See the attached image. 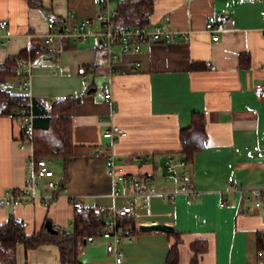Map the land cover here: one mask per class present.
Here are the masks:
<instances>
[{
  "label": "crops",
  "instance_id": "0c3cea01",
  "mask_svg": "<svg viewBox=\"0 0 264 264\" xmlns=\"http://www.w3.org/2000/svg\"><path fill=\"white\" fill-rule=\"evenodd\" d=\"M40 1L42 8L28 0H0V22H8L0 26V62L32 46L44 48L48 15L63 20L71 10L75 19L91 20L86 42L61 37L53 42L52 57L41 53L33 60L30 94L39 108L83 95L72 108L75 153L66 159L55 156L51 166L60 186L46 191L55 194L48 205L34 200L0 206V224L13 215L28 233L42 229L47 219L67 231L74 217L73 197L95 206L123 205L126 198L113 195L107 171L105 152L112 150L128 172L152 174L153 195L141 210L142 222L172 224L183 234L179 264L189 263L196 240L208 243L199 264H259L264 211L248 199V189L264 190V99L253 89L264 82V0H154L151 22L190 29V41H143L136 53L117 44L113 70L108 49L95 33L100 28L94 19L96 0ZM224 9L231 10L234 27L213 40L206 22ZM137 61L141 64L134 67ZM17 81H7L14 92ZM105 83L110 84L111 101L100 91ZM195 111L205 116L206 145L190 162V192H176L175 184L162 178L164 159L170 154L182 158L180 130ZM112 124L127 134L113 142L104 137ZM21 136L20 120L0 115V194L26 183L30 149L20 147ZM139 154L147 155V161L139 160ZM234 184L242 190H232ZM170 245L165 231H140L119 245L124 251L120 262L101 242L88 244L79 258L83 264H165ZM14 264H60L59 246L17 243Z\"/></svg>",
  "mask_w": 264,
  "mask_h": 264
},
{
  "label": "built area",
  "instance_id": "2783aa9c",
  "mask_svg": "<svg viewBox=\"0 0 264 264\" xmlns=\"http://www.w3.org/2000/svg\"><path fill=\"white\" fill-rule=\"evenodd\" d=\"M117 0H96V8L94 19L99 22L100 28L95 33L104 41L109 55V64L113 70L119 58V52L114 49L115 45L120 44L124 52H139V43L143 41L152 42H175L191 39V30H175L170 23L159 24L152 23V14L146 15L147 22L137 25L123 26L117 22V9L114 3ZM264 15V10L262 11ZM48 31L45 36V47L47 51L45 57H52L53 42L61 37H68L76 42H86L92 34L87 29L90 25V19H75L74 13L70 10L63 20L55 15L45 17ZM7 20H2L0 26L6 27ZM233 19L230 9H224L213 20L206 22L205 28L211 33L213 40H218L221 34L227 30L233 29ZM141 62L137 61L134 67L140 66ZM34 61L31 58L22 59L20 61V69L23 76L17 81L15 87L18 91L29 95L26 105L14 110L9 115L18 118L22 124V136L19 139L21 148H29L30 154L27 158L26 183L22 187L8 188L0 194V206H16L39 200L44 205H48L49 201L55 197L53 191L60 184L54 178V169L47 157L35 155L34 146V109L32 96L30 94L31 77ZM84 81H87V74H83ZM0 89L8 91L12 90L11 84L4 83ZM254 92L258 98L264 99V82H256L253 86ZM100 91L106 101L112 100V90L110 84L105 83L100 87ZM127 131L117 124H112L107 128L103 135L113 142L117 136H124ZM104 146L102 151H105ZM106 159L108 162L107 171L113 179V195H124L126 201L121 206H95L84 203L79 197L71 198L70 202L75 212L84 211L95 206L98 213L107 215L105 223L99 228L97 233L89 234L84 237L79 245V253L86 250L88 244L101 242L105 244L106 250L113 253L118 262L122 261L124 256L123 249L119 246L123 241L132 240L141 231L143 208L150 205V199L153 195L151 188L154 183L152 174L136 176L126 170L122 157L114 151H106ZM139 160L147 161L148 156L145 154L136 155ZM163 180L171 182L176 186V192H190L193 183L190 162L184 158H177L174 155H167L164 159ZM120 184H124L125 188H121ZM232 190H242L237 184L231 185ZM44 191V192H43ZM248 199L252 201L256 208L264 211V190L259 188L248 189ZM196 192V191H195ZM173 196L174 193H171ZM222 205L226 201H222ZM123 219H131L134 224L129 225ZM1 244V242H0ZM258 258L264 264V232L261 234V244L258 248Z\"/></svg>",
  "mask_w": 264,
  "mask_h": 264
},
{
  "label": "trees",
  "instance_id": "16d2710c",
  "mask_svg": "<svg viewBox=\"0 0 264 264\" xmlns=\"http://www.w3.org/2000/svg\"><path fill=\"white\" fill-rule=\"evenodd\" d=\"M30 5L43 7L40 0H28ZM115 7L118 11L119 25L129 26L147 22L146 15L151 13L154 0H117ZM47 51L46 47L32 46L23 49L18 55H8L0 62V86L10 79L19 80L23 74L20 69L22 59L34 60L39 54ZM87 71L89 68H83ZM8 84V83H7ZM83 95H69L53 102L49 108L38 107L39 103L32 98L34 109V146L37 157L61 156L66 159L75 153L73 139L72 108L82 100ZM29 95L20 91L0 89V115H9L20 106L26 105ZM181 156L188 162H193L194 154L206 145L205 116L202 112L192 113L191 123L180 130ZM106 214L98 213L95 206L84 211L75 212L70 230L50 232L44 225L42 229L28 233L21 219L10 215L0 224V264H14V249L17 243L26 247H35L42 243L52 242L59 246L60 264H83L79 258V245L84 237L97 233L105 223ZM129 225L131 219H123ZM171 241L165 264H179L180 244L184 241L183 234L176 228L166 232ZM259 234L258 246L261 244ZM193 256L188 264H199L200 255L208 250L205 240H196L190 245ZM259 264H263L260 259Z\"/></svg>",
  "mask_w": 264,
  "mask_h": 264
},
{
  "label": "water",
  "instance_id": "95a60500",
  "mask_svg": "<svg viewBox=\"0 0 264 264\" xmlns=\"http://www.w3.org/2000/svg\"><path fill=\"white\" fill-rule=\"evenodd\" d=\"M45 226L50 232L55 233L58 231V228L53 224L51 219L46 220ZM139 227L141 231L160 230L165 232H172L174 230V226L172 224L163 222L142 223Z\"/></svg>",
  "mask_w": 264,
  "mask_h": 264
},
{
  "label": "rangeland",
  "instance_id": "374dc122",
  "mask_svg": "<svg viewBox=\"0 0 264 264\" xmlns=\"http://www.w3.org/2000/svg\"><path fill=\"white\" fill-rule=\"evenodd\" d=\"M50 159V161H51V165L52 166H54L52 163L54 162V160L56 159V157L55 156H53L52 158H49ZM57 160V159H56ZM55 167V166H54ZM58 169V168H57ZM2 261H6V259H2Z\"/></svg>",
  "mask_w": 264,
  "mask_h": 264
}]
</instances>
